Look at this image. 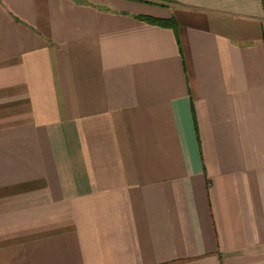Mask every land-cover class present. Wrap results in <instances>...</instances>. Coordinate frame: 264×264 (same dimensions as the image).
<instances>
[{
    "label": "crops",
    "instance_id": "0c3cea01",
    "mask_svg": "<svg viewBox=\"0 0 264 264\" xmlns=\"http://www.w3.org/2000/svg\"><path fill=\"white\" fill-rule=\"evenodd\" d=\"M154 1L0 0V264H264V0Z\"/></svg>",
    "mask_w": 264,
    "mask_h": 264
},
{
    "label": "trees",
    "instance_id": "16d2710c",
    "mask_svg": "<svg viewBox=\"0 0 264 264\" xmlns=\"http://www.w3.org/2000/svg\"><path fill=\"white\" fill-rule=\"evenodd\" d=\"M133 1H138V2H143V3H150V4H155V5H161L160 3L154 1V0H133ZM143 20L156 24L158 26L162 27H174L176 26V23L174 20H160V19H154V18H149V17H142Z\"/></svg>",
    "mask_w": 264,
    "mask_h": 264
}]
</instances>
